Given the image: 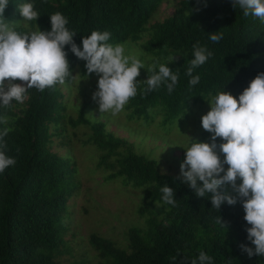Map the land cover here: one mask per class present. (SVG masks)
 Returning a JSON list of instances; mask_svg holds the SVG:
<instances>
[{
  "label": "trees",
  "instance_id": "trees-1",
  "mask_svg": "<svg viewBox=\"0 0 264 264\" xmlns=\"http://www.w3.org/2000/svg\"><path fill=\"white\" fill-rule=\"evenodd\" d=\"M29 2L39 13L37 21H25L20 15L19 6ZM162 2L9 0L4 18L25 34L21 22L36 31H51L50 16L59 12L69 20L67 27L76 32L74 42L81 49L82 38L93 31H108L113 45L137 43L147 34V42L141 45L145 51L155 55L180 52V58L164 64L178 75L174 90L169 93L162 85L141 94L145 84L125 107L129 122L148 125L156 116H161L163 124L173 122L218 90L238 98L264 73V23L251 14L245 16L233 0H180L170 16L147 26ZM215 33L222 35L218 43L210 40ZM197 44L213 55L193 70L200 82L190 86L191 77L186 73ZM65 51L72 73L66 84L73 82L76 69L85 79L97 76L87 73L86 62L71 53L70 46ZM27 96L22 104L13 101L10 108L0 107V117H7L6 124L0 123V131L9 129L4 151L16 160L0 174V264H64L63 258L70 252L66 239L69 202L79 188L72 159L52 149V139L64 122V94L58 84L43 92L29 89ZM93 102L82 105L72 124L89 129L85 144L98 152L96 165L108 173L107 181L120 179L124 186L140 190L137 211L145 217V227L130 228L124 247L92 234L88 242L95 260L66 264H192L193 260L199 264L201 251L212 257V264H264V256L249 257L240 247L254 249L239 198L234 206L225 203L219 211L213 208L210 194L197 197L181 178L161 173L155 160L136 153L127 140L107 132L103 122L86 119L84 112ZM208 136L212 134L203 133ZM165 185L173 189L175 206L163 201Z\"/></svg>",
  "mask_w": 264,
  "mask_h": 264
},
{
  "label": "clouds",
  "instance_id": "clouds-1",
  "mask_svg": "<svg viewBox=\"0 0 264 264\" xmlns=\"http://www.w3.org/2000/svg\"><path fill=\"white\" fill-rule=\"evenodd\" d=\"M233 3L244 9L245 16L251 14L264 23V0H233ZM8 6L9 0H0V107L10 108L13 101L24 103L29 89L43 92L65 84L72 76L66 46H70L71 53L78 59L86 62L88 74L99 76L98 91L93 94V100L98 103L101 113L120 114L137 96L142 83L146 87L141 94H147L162 85L171 93L178 82V75L163 64L158 73L154 66L150 68L154 74L140 82L138 77L144 64L136 56L126 55L123 44L109 43L111 33L108 31H93L82 38L81 49L74 42L76 32L67 27L69 20L59 12L50 16L51 31L20 33L4 18ZM19 12L25 21H37L40 17L30 2L19 6ZM221 39V34L210 35L213 43ZM193 55L186 73L191 77L190 86L200 82L199 75H192L193 70L204 65L213 53L197 44ZM0 123L6 124L7 117H0ZM201 123L202 128L212 134L211 143H191L180 165L178 178H182L197 197L210 194L213 208L218 211L225 203L234 206L239 198L245 212L244 220L250 225L246 229L248 240L254 249L246 245L240 247L249 257L264 256V73L258 74L238 98L224 91L218 93ZM8 131L7 128L0 131V174L16 164V160L4 151L3 140ZM217 138L223 142L217 144ZM237 180L241 181L239 185ZM225 185H229L237 196L224 191ZM161 191L163 201L175 206L173 189L165 185ZM217 222L224 226L220 217ZM198 260L199 264H212V257L203 251ZM192 264L197 261L193 260Z\"/></svg>",
  "mask_w": 264,
  "mask_h": 264
},
{
  "label": "rangeland",
  "instance_id": "rangeland-1",
  "mask_svg": "<svg viewBox=\"0 0 264 264\" xmlns=\"http://www.w3.org/2000/svg\"><path fill=\"white\" fill-rule=\"evenodd\" d=\"M178 1L180 0H163L147 26L161 22L170 16ZM21 26L25 29V34L36 31L25 22H21ZM148 38V35L144 34L137 43L130 41L119 43L125 46L126 55L136 56L144 64L145 67L140 70L138 77L140 82H144L149 76L150 68L154 66L155 69H159L161 64L178 59L181 54L180 52L168 55L149 53L141 47ZM98 80L99 76L85 79L76 69L70 85L66 83L59 85L64 94L66 111L64 122L58 127L59 135L52 139V149L72 159L76 166L79 183L77 195L69 202L70 215L66 220L68 227L66 239L70 252L63 258L64 264L95 260V253L88 242L92 234L124 247L126 234L130 228L145 227V217H141L137 211L142 199L140 190L124 186L120 179L107 181L108 173L97 168L96 165L98 152L93 146L85 144L90 134L89 129L83 125L72 124V121L77 119L82 105L85 102L94 101L84 112L86 119L103 122L107 132L127 140L136 153L155 160L161 173L180 177V165L185 160L186 150L191 143L193 141L211 143V136L203 137V133L207 131L202 128L201 118L210 111L213 98L220 92H227L218 90L207 99L193 105L189 111L182 113L173 122L163 124L161 116H156L152 122L145 125L142 121L129 122L126 119L125 109L116 116L101 113L98 103L93 100V94L98 91ZM17 83L21 82L17 81ZM144 85L142 83L140 89ZM219 141L221 140L217 138L216 142ZM221 159H223L222 155ZM227 167L225 165V170ZM240 183L241 181L237 180V185ZM223 189L229 195L237 196L229 185L223 186Z\"/></svg>",
  "mask_w": 264,
  "mask_h": 264
}]
</instances>
